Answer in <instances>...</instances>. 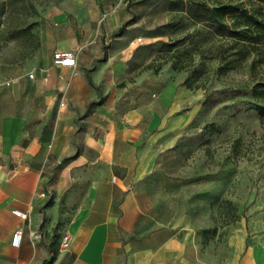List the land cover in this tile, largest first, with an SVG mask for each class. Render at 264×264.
I'll return each mask as SVG.
<instances>
[{
	"label": "crops",
	"instance_id": "1",
	"mask_svg": "<svg viewBox=\"0 0 264 264\" xmlns=\"http://www.w3.org/2000/svg\"><path fill=\"white\" fill-rule=\"evenodd\" d=\"M146 2L49 4L35 18L38 48L0 75V264H215L190 210L166 214L149 188L204 92L149 68L168 36L142 25ZM55 50H75L76 65H55ZM233 241L223 264H264L254 237Z\"/></svg>",
	"mask_w": 264,
	"mask_h": 264
},
{
	"label": "rangeland",
	"instance_id": "2",
	"mask_svg": "<svg viewBox=\"0 0 264 264\" xmlns=\"http://www.w3.org/2000/svg\"><path fill=\"white\" fill-rule=\"evenodd\" d=\"M4 1L0 0V75L14 76L27 60L20 59L27 42L12 32L22 11L14 6L8 18ZM30 1L41 10L62 0ZM201 1L211 8L239 3L264 16L262 0H148L140 5L142 25L168 36L166 42H156L151 69L185 77L192 88L204 92L203 112L162 158L149 188L166 214L190 210L205 256L223 264L232 256L233 239L241 234L254 237L264 249V120L255 109L264 98L253 96L256 81L250 77L249 62L220 74L218 55L230 45L229 32L237 20L231 14L222 26L199 20ZM238 24H243L242 18ZM13 34L18 38L12 39Z\"/></svg>",
	"mask_w": 264,
	"mask_h": 264
},
{
	"label": "trees",
	"instance_id": "3",
	"mask_svg": "<svg viewBox=\"0 0 264 264\" xmlns=\"http://www.w3.org/2000/svg\"><path fill=\"white\" fill-rule=\"evenodd\" d=\"M264 2V0H262ZM198 10L201 13L199 20L209 21L213 24L222 26L225 24L226 15H233L237 20L235 27L230 30L229 36L231 43L228 48L219 53L221 66L219 68L220 74H225L228 71L236 68L242 62H249V73L256 83L253 87V96L256 99L264 98V16L257 13L250 12L247 8L239 3H225L219 4L215 7H209L206 1H201L198 4ZM18 6L22 11V17L19 24L12 32L17 36H24L27 42L24 50L20 55L23 61L31 57L39 46L38 36L34 33L37 22L35 18L39 15V10L30 0H5L3 7L6 8L4 13H7L9 18L12 8ZM187 12L190 9L187 8ZM33 18V19H32ZM243 19V24L239 25V19ZM32 19V20H31ZM124 28V27H123ZM120 31H122V29ZM13 34V35H14ZM11 36V38H18ZM163 46H172V43H163ZM152 65H149L151 68ZM176 69V67H174ZM190 88L188 79L185 80ZM198 88V87H197ZM255 109L259 113L260 119L264 120V103L257 101ZM48 261L44 264H48Z\"/></svg>",
	"mask_w": 264,
	"mask_h": 264
},
{
	"label": "built area",
	"instance_id": "4",
	"mask_svg": "<svg viewBox=\"0 0 264 264\" xmlns=\"http://www.w3.org/2000/svg\"><path fill=\"white\" fill-rule=\"evenodd\" d=\"M138 40L141 41V38H139ZM76 62H77V54L75 50H66V51L55 50L53 52V63L55 65L72 67L76 65ZM29 76L33 77V74L30 73ZM13 213L22 219L27 218V213L19 209H14ZM22 236H23V231L21 228H18L13 233L12 245L19 246ZM70 241H71L70 233L63 234L60 240V247L62 248L68 247V245L70 244Z\"/></svg>",
	"mask_w": 264,
	"mask_h": 264
}]
</instances>
